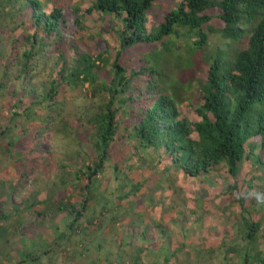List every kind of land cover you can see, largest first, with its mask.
Returning a JSON list of instances; mask_svg holds the SVG:
<instances>
[{
    "label": "trees",
    "instance_id": "obj_1",
    "mask_svg": "<svg viewBox=\"0 0 264 264\" xmlns=\"http://www.w3.org/2000/svg\"><path fill=\"white\" fill-rule=\"evenodd\" d=\"M160 1L175 2L176 8L149 30L148 14ZM47 7L44 0H0V103L10 99L8 107L0 104V111L13 110L0 135L8 141L7 153L15 149L12 134L24 118L49 123L64 141L77 145L81 136L76 130L83 128L94 155L83 175L88 188L106 171L122 119L129 118L123 132L131 129L140 147L160 153V159L184 176L198 179L224 166L233 181L228 187L232 194L243 165L250 163L263 177L251 176L246 185L264 193V156L257 152H264V0H96L90 8L74 12L73 18ZM212 10L219 12L223 26L207 33L204 27L213 20L208 14ZM93 17L100 24L88 47L85 24ZM182 31L185 38L196 36L187 51L199 54L209 67L200 85L196 122L182 117V88L169 80L170 61L178 48L169 43ZM209 33L245 48L231 59L219 50L210 56ZM111 38L120 49L113 58ZM157 44L158 50L137 60L139 68L122 62L128 50ZM82 90L86 102L73 118L64 117L62 95ZM89 201L83 202L82 212L72 208L78 220ZM243 221L240 235L246 246L235 252L243 254L242 264H264V253L255 248L261 240L264 245L262 224ZM229 251L234 250L223 248V257Z\"/></svg>",
    "mask_w": 264,
    "mask_h": 264
},
{
    "label": "rangeland",
    "instance_id": "obj_2",
    "mask_svg": "<svg viewBox=\"0 0 264 264\" xmlns=\"http://www.w3.org/2000/svg\"><path fill=\"white\" fill-rule=\"evenodd\" d=\"M44 1L48 2V11L57 8L66 18H73L74 12L90 8L96 0ZM175 8V2L160 1L148 14L147 29L157 27ZM208 14L213 20L204 30L207 33L209 28L220 30L223 25L218 19L219 12L212 10ZM99 24L97 17L86 21L88 47L93 46L90 37L96 34ZM195 40V35L188 38L182 35L169 43L175 49L178 47L170 61L169 80L181 86L180 93L186 102L180 112L191 122L199 120L196 110L200 104V85L206 82L209 70L199 54L187 51ZM110 45L113 58L120 50L119 43L111 38ZM158 48L159 44L136 46L124 54L122 62L139 68L141 63L137 60ZM242 48L245 47L241 43L231 44L218 34L209 33L206 52L210 56L219 50L231 59ZM187 62L190 64L184 66ZM86 95L85 90L63 94L66 101L63 116L73 118L77 107L86 102ZM9 101L6 97L0 104L8 107ZM6 111H0V135L13 112ZM24 119L17 122L12 134L15 142L12 153L6 152L7 139L0 140V264H81L69 260L61 263L59 259L66 252L57 262L56 255L47 259V252L63 244L60 239L75 241V237H60L67 231L63 226L68 222L74 225L75 230L69 228L73 233L77 228L79 234L83 231L84 236L87 232L93 236L92 242L81 241L82 245L88 249L114 246L113 251H120L122 264H133L136 248L149 254L140 264H153L148 259L154 253L165 259L162 264H242L243 254H236L235 250L241 251L246 246L240 235L243 219L260 222L264 232V193L246 185L251 176L262 178L263 174L254 172L250 163L243 165L237 190L231 194L228 187L233 181L226 167L198 179L188 178L160 159V153L140 147L131 129L124 133L130 123L127 118L122 119L106 171L93 186L86 188L85 168L94 158L86 144L87 131L76 130L81 136L77 145L64 141L49 123ZM257 152L264 156V152ZM255 185L262 187L257 180ZM87 199L90 200L87 210L78 220L71 210L82 212ZM61 202L71 207L68 212L65 211L68 206H61ZM43 240L54 244L36 245ZM118 244L122 245L121 250ZM256 247L257 252L264 253L263 240ZM223 248L234 251L223 257ZM28 254L37 260L27 258Z\"/></svg>",
    "mask_w": 264,
    "mask_h": 264
},
{
    "label": "crops",
    "instance_id": "obj_3",
    "mask_svg": "<svg viewBox=\"0 0 264 264\" xmlns=\"http://www.w3.org/2000/svg\"><path fill=\"white\" fill-rule=\"evenodd\" d=\"M72 222H68L67 224H64V228L67 229L65 230L64 233L60 235L61 238H66L67 236L70 237H75L74 242H69L68 240L60 239L63 240V244H59V249H54L50 252H47V259L51 260L54 259L57 262L59 257H63L62 253H67L65 254L63 259H59L61 263L66 262L67 260L69 261H75V262H81V264H122L119 262L121 260L120 256V251L118 250L117 252L113 251L114 246H108L106 249L102 245H97L95 247L91 248H86L84 245L81 244V241L90 243L93 241V236L90 235L89 232L86 233V235H83V231H81V234H79V230L76 228V231L73 233L70 231L69 228H74L72 225ZM42 225V223H40ZM75 230V228H74ZM82 235V236H81ZM84 236V238H82ZM54 243H49L43 242L42 243H36V245H43V246H49L52 247ZM125 244H123L124 247ZM62 248V249H61ZM118 248L121 250L122 245L118 244ZM62 250H64L62 252ZM136 254H134L132 262L133 264H140V261L146 259V257L149 256V254H146L144 250H141L139 248H136ZM154 255V256H153ZM151 257L148 259L149 261H152L153 264H162L161 261H165L164 258H162L161 254H153ZM27 258H31L33 261L37 260L36 257H33L32 255L28 254ZM85 261V262H84ZM117 263H116V262ZM83 262V263H82ZM53 264V263H52Z\"/></svg>",
    "mask_w": 264,
    "mask_h": 264
}]
</instances>
